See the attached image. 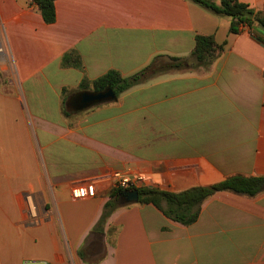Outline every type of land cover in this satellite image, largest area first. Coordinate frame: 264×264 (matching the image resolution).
Returning <instances> with one entry per match:
<instances>
[{
    "label": "crops",
    "instance_id": "crops-1",
    "mask_svg": "<svg viewBox=\"0 0 264 264\" xmlns=\"http://www.w3.org/2000/svg\"><path fill=\"white\" fill-rule=\"evenodd\" d=\"M238 1L264 13V0ZM54 10L46 24L31 0H0V264H88L80 252L102 257L95 264H264V192H217L190 226L118 202L102 236L89 237L114 172L175 194L264 178V31L261 41L231 34L230 18L189 0H55ZM196 35L225 43L207 68L168 69L113 101L66 109L91 91L83 81L109 71L195 61ZM85 184L94 197L73 200Z\"/></svg>",
    "mask_w": 264,
    "mask_h": 264
},
{
    "label": "trees",
    "instance_id": "trees-1",
    "mask_svg": "<svg viewBox=\"0 0 264 264\" xmlns=\"http://www.w3.org/2000/svg\"><path fill=\"white\" fill-rule=\"evenodd\" d=\"M40 12L43 21L46 24H52L55 21V0H31ZM210 12L230 18L229 33L237 34L244 29H248L253 38L261 41L257 32L264 31V13L255 11L247 4L238 0H189ZM225 43L217 44L212 36L196 35L194 38V47L192 56L199 66H208L214 61L217 55L224 50ZM68 55L64 56L63 64H66ZM174 66L168 65L164 67L158 64L157 60L153 61L149 66L134 74L131 77L123 78L117 71H109L101 77L93 80L91 83L82 82L81 89H90L93 92H101L105 89L111 90L115 97L127 89L135 86L151 77L160 75L168 69H186L184 60H177ZM78 66V61L72 62ZM264 78V72H263ZM64 115H67L64 112ZM138 191L139 204H151L162 214L183 226L192 225L198 218L201 204L217 192H231L247 197H254L264 192V178L232 176L226 178L220 183L206 186L196 187L181 193H169L153 188L142 187L135 189ZM129 191V190H125ZM121 190L113 189L109 193V201L105 203L101 217L95 227L92 229L89 237H101L103 226L109 215L118 207L119 194ZM80 258L88 264H95L102 259L89 261L87 255L83 252L79 253Z\"/></svg>",
    "mask_w": 264,
    "mask_h": 264
},
{
    "label": "built area",
    "instance_id": "built-area-1",
    "mask_svg": "<svg viewBox=\"0 0 264 264\" xmlns=\"http://www.w3.org/2000/svg\"><path fill=\"white\" fill-rule=\"evenodd\" d=\"M6 43L4 40V30L0 26V58H6ZM112 185L114 189L125 191V190H135L138 188L145 187L150 184L151 179L145 176H135L129 177L121 172H114L112 174ZM95 195V188L93 184H85L80 186H75L71 190V197L73 200H85L93 198ZM25 203L27 206L28 214L33 223L37 221L36 207L33 198L30 195L25 197Z\"/></svg>",
    "mask_w": 264,
    "mask_h": 264
},
{
    "label": "water",
    "instance_id": "water-1",
    "mask_svg": "<svg viewBox=\"0 0 264 264\" xmlns=\"http://www.w3.org/2000/svg\"><path fill=\"white\" fill-rule=\"evenodd\" d=\"M115 99L114 93L109 89H105L101 92L83 91L70 97L65 107L67 110H83ZM138 200L139 196L137 190L123 191L119 194L120 205L138 203Z\"/></svg>",
    "mask_w": 264,
    "mask_h": 264
},
{
    "label": "rangeland",
    "instance_id": "rangeland-1",
    "mask_svg": "<svg viewBox=\"0 0 264 264\" xmlns=\"http://www.w3.org/2000/svg\"><path fill=\"white\" fill-rule=\"evenodd\" d=\"M163 62L160 61L161 64H163ZM160 63H158V64H160ZM185 66H186V69L185 68L184 69H179V71H188V70L197 69L198 67H200L199 64L196 61H194L192 58H189L187 60V65H185ZM201 67L202 68H207L208 66L204 65V66H201ZM118 202H119V200H118Z\"/></svg>",
    "mask_w": 264,
    "mask_h": 264
}]
</instances>
